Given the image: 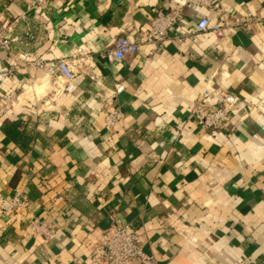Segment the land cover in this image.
I'll list each match as a JSON object with an SVG mask.
<instances>
[{"label":"crops","instance_id":"obj_1","mask_svg":"<svg viewBox=\"0 0 264 264\" xmlns=\"http://www.w3.org/2000/svg\"><path fill=\"white\" fill-rule=\"evenodd\" d=\"M152 7L182 13L161 45L148 42ZM247 11L262 17L264 0H0V110L18 97L0 115V196L33 203L0 213V264L89 262L116 221L142 236V264H264V21L236 26ZM204 16L224 41L197 31ZM120 37L138 52L110 62ZM79 49L71 94L25 62ZM205 87L237 97L216 131L192 114ZM34 219L54 223L52 242L30 236Z\"/></svg>","mask_w":264,"mask_h":264},{"label":"built area","instance_id":"obj_2","mask_svg":"<svg viewBox=\"0 0 264 264\" xmlns=\"http://www.w3.org/2000/svg\"><path fill=\"white\" fill-rule=\"evenodd\" d=\"M34 6H41L46 0H30ZM189 6H210L211 0H187ZM181 11H165L163 8L152 7L150 14V29L148 32V42L161 45L168 38V32L181 19ZM253 21H264L262 17H254L247 11V20H236V26H245ZM197 31L210 32L219 41H224L228 36L229 29L216 24L208 16H204L197 24ZM0 47L9 51L10 39L8 37V27L0 25ZM138 52V45L128 38L120 37L116 39L114 47L108 52L107 58L110 62H119L126 58L135 56ZM86 52L79 49L71 59L59 58L49 61L25 59L28 65L38 69L46 70L49 73L57 74L64 81V93L71 94L75 91L74 79L81 62V56ZM125 90V85H116L114 95H118ZM218 100L213 104L214 98ZM16 93H9L3 97V107L0 115L9 110L16 102ZM237 102L235 95L218 92L210 87H205L200 98L193 106V117L198 125L206 130L216 131L225 125L232 113V107ZM123 117L119 109L107 111L105 113L107 127H113ZM32 202L21 189H16L10 197L0 196V213L26 212L31 213ZM30 236L39 238L44 244H49L55 239V225L52 222L34 219L30 222ZM142 236L129 225L116 221L102 231V238L95 247L94 256L89 262H73L71 264H142L151 261L141 248Z\"/></svg>","mask_w":264,"mask_h":264},{"label":"trees","instance_id":"obj_3","mask_svg":"<svg viewBox=\"0 0 264 264\" xmlns=\"http://www.w3.org/2000/svg\"><path fill=\"white\" fill-rule=\"evenodd\" d=\"M13 131L15 132V135L14 136L19 135V132L16 130V126H14V130Z\"/></svg>","mask_w":264,"mask_h":264}]
</instances>
